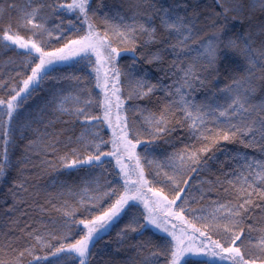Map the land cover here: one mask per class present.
Here are the masks:
<instances>
[{"label": "snow or ice", "instance_id": "snow-or-ice-1", "mask_svg": "<svg viewBox=\"0 0 264 264\" xmlns=\"http://www.w3.org/2000/svg\"><path fill=\"white\" fill-rule=\"evenodd\" d=\"M0 50V264H102L117 229L123 264H264V0H6Z\"/></svg>", "mask_w": 264, "mask_h": 264}, {"label": "trees", "instance_id": "trees-1", "mask_svg": "<svg viewBox=\"0 0 264 264\" xmlns=\"http://www.w3.org/2000/svg\"><path fill=\"white\" fill-rule=\"evenodd\" d=\"M6 0H0V7L4 6V3ZM15 2L18 5H22L25 0H15ZM107 3L109 4H118L119 0H106ZM163 2L168 3L170 0H163ZM203 5L206 7L207 5H210L212 3V0H202ZM66 23V21H65ZM254 23L258 24L259 21L256 20ZM54 28V24L52 25ZM245 29L247 28V24H245ZM53 44L55 45V40H53ZM62 46V45H61ZM20 57H17L14 52L8 51L5 53L4 50H0V77H3L4 80L9 79L10 77L15 76V71L18 70L19 64L18 63H13V61H18ZM131 60L128 59L127 61H122L121 66L125 67L126 65H130ZM74 71L73 68L67 67L64 65L60 66V70L57 72L53 73V75H58V76H64V75H71ZM77 75H85L84 73H80L79 71H76ZM48 82H46L47 85ZM91 86V85H89ZM223 86V85H221ZM125 88L127 89V85H125ZM98 91V90H97ZM46 94L45 90H41L37 93L33 94V97L31 100H29L28 105L25 107L27 108L28 111H34L35 108L42 103V97ZM203 97H201L202 99ZM143 103V102H141ZM26 114V113H25ZM110 135V132L108 133ZM178 147H182L183 145L179 144V141H176ZM173 150V149H170ZM227 152H236V151H246L248 152L249 156H258V153H254L251 149H243L239 145H229L226 149ZM14 159H19V153L17 152L16 155L13 157ZM221 160L225 159L224 154H220L219 157ZM26 174H31L34 177V182L36 184L42 185V186H47L50 191H52V185L56 181L57 178L60 180H66L67 177L63 175H58L57 173L53 172L50 176H44L43 179L36 178L35 173H26ZM12 177H13V183L15 182V178L19 177V171L18 170H13L12 171ZM74 178V177H73ZM11 186L10 184H4L0 182V205L4 203L6 199L10 200V197L6 195L8 193V188ZM6 231V229H5ZM119 229L114 231L111 235L106 236L104 240H101L96 246H95V251H94V257L97 262H102V264H110V260L113 256H116V259L118 261V264H123L127 260L128 257L134 256L135 253L130 249L125 246L124 250H122L119 255L116 254V240H117V233ZM256 241L254 240L253 243ZM0 243H3L2 239H0ZM42 254V253H41Z\"/></svg>", "mask_w": 264, "mask_h": 264}]
</instances>
